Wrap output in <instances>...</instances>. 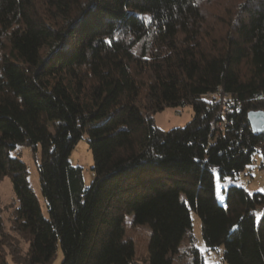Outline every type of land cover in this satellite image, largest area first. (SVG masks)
<instances>
[{
  "label": "trees",
  "instance_id": "1",
  "mask_svg": "<svg viewBox=\"0 0 264 264\" xmlns=\"http://www.w3.org/2000/svg\"><path fill=\"white\" fill-rule=\"evenodd\" d=\"M186 105L184 126H156L155 113ZM257 110L264 0H0V179L18 200L11 231L28 242L22 253L0 217V264L6 250L46 264L58 245L60 264H204L191 211L227 264H264V193L230 184L224 204L215 196L216 177L264 156L246 120ZM83 134L88 186L69 161ZM37 145L47 217L11 155Z\"/></svg>",
  "mask_w": 264,
  "mask_h": 264
},
{
  "label": "rangeland",
  "instance_id": "2",
  "mask_svg": "<svg viewBox=\"0 0 264 264\" xmlns=\"http://www.w3.org/2000/svg\"><path fill=\"white\" fill-rule=\"evenodd\" d=\"M193 117V110L190 105L182 107H166L161 111L154 114V122L157 127L162 130H169L175 127H182ZM87 135L83 134L82 138L72 148L69 161L72 165L81 167L82 178L85 186H88L93 175L91 173L92 155L87 144ZM13 156H19L24 162L27 170V180L31 186L40 206L41 213L44 217H47V211L45 201L40 192L39 179L35 160H39V145H37L36 151L31 147L21 146L17 147L12 154ZM216 189L215 196L219 203L224 204L225 189L230 184H235L243 187L248 193L261 192L264 193V156L258 151L254 154L253 160L248 164L245 169L234 177L225 176L221 182L216 177ZM18 200L14 194L10 178L4 176L0 179V217L5 232L11 234L16 238V241L22 251H27L28 242L14 234L11 231V220L13 218V209L17 206ZM192 219V235L194 237V244L200 252L204 264H227L222 258L223 246L219 245L215 249H209L205 246L201 235V223L197 214L193 211L190 212ZM136 246L140 254L146 252V241L148 237V230L139 228L136 231ZM63 255L59 245L52 259L46 264H60ZM5 260L8 264H22L12 259L11 255L5 252ZM143 264V263H142Z\"/></svg>",
  "mask_w": 264,
  "mask_h": 264
},
{
  "label": "water",
  "instance_id": "3",
  "mask_svg": "<svg viewBox=\"0 0 264 264\" xmlns=\"http://www.w3.org/2000/svg\"><path fill=\"white\" fill-rule=\"evenodd\" d=\"M247 123L255 133L264 132V112L261 110L249 111L246 116Z\"/></svg>",
  "mask_w": 264,
  "mask_h": 264
},
{
  "label": "built area",
  "instance_id": "4",
  "mask_svg": "<svg viewBox=\"0 0 264 264\" xmlns=\"http://www.w3.org/2000/svg\"><path fill=\"white\" fill-rule=\"evenodd\" d=\"M262 97V95L261 94H259V95H257V98H261ZM224 98H226V97H224ZM224 110V107L222 108V111ZM224 122H226L225 120H224Z\"/></svg>",
  "mask_w": 264,
  "mask_h": 264
}]
</instances>
